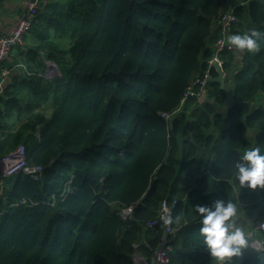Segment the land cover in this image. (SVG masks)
I'll list each match as a JSON object with an SVG mask.
<instances>
[{"label":"trees","instance_id":"1","mask_svg":"<svg viewBox=\"0 0 264 264\" xmlns=\"http://www.w3.org/2000/svg\"><path fill=\"white\" fill-rule=\"evenodd\" d=\"M237 1L51 0L38 12L17 49L29 72L0 96V160L23 145L44 172L39 181L0 176V264L149 261L166 227L147 225L164 201L176 202L170 264H215L196 205L231 200L244 230L264 219L261 190L236 179L242 153L264 151V107L252 105L264 94V38L253 51L223 53L232 92L210 83L162 117L203 77L232 6L231 34L264 33V0ZM46 61L59 76H42ZM122 205L135 206L131 219L117 215ZM233 264H264V251L247 247Z\"/></svg>","mask_w":264,"mask_h":264},{"label":"built area","instance_id":"2","mask_svg":"<svg viewBox=\"0 0 264 264\" xmlns=\"http://www.w3.org/2000/svg\"><path fill=\"white\" fill-rule=\"evenodd\" d=\"M48 0H26V11L23 17L17 22L16 26L8 34H0V96L5 94V89L3 86L4 79L9 75V70L5 65L6 59L9 55L25 46L26 37L29 35L30 30L33 27V23L37 22L35 19L39 11ZM40 9V10H39ZM236 6H232L230 11L225 13L223 18L219 21L221 38L218 39L216 47L213 53V56L208 61V67L203 75V77L196 79L185 91L184 97L181 102V106L174 113L168 114L163 113L162 117L167 121L178 114L183 105L189 98H202L206 95L209 90V79L213 78L212 70L218 65L223 69L224 61L222 55L225 51H230L232 53H238L235 47H230L226 44L225 38L231 34L233 26L237 23L238 17L235 13ZM48 64V74L50 75V64H53L56 68V64L52 62H47ZM224 72V70H223ZM59 76L57 74L54 77ZM226 76V75H225ZM53 78V77H52ZM0 167H2V172L0 176L2 177H12L18 174H24L31 177L33 180L39 181L43 177L44 168L40 165H31L28 163L26 148L23 145H20L15 151L11 152L5 158L0 160ZM72 181L69 182V185L66 191L63 194L65 198L72 191ZM263 204H264V190H261ZM176 208V202L170 204L167 201H164L161 205L158 219L149 223L147 226L153 228L157 224H163L166 227L165 237L160 243L159 247L154 251L150 260H144L140 258V264H170L171 263V252L173 251L170 236L175 232V229L172 227V219L174 210ZM135 206L122 205L118 211L117 215L124 221L131 219L134 213ZM171 218V222H167ZM247 238V247L252 250L262 252L264 251V219L256 222L249 229L244 230ZM233 260V258H232Z\"/></svg>","mask_w":264,"mask_h":264},{"label":"clouds","instance_id":"3","mask_svg":"<svg viewBox=\"0 0 264 264\" xmlns=\"http://www.w3.org/2000/svg\"><path fill=\"white\" fill-rule=\"evenodd\" d=\"M264 33L251 29L243 34L227 37L230 47L237 51H253L258 48ZM236 179L239 185L253 191L264 190V151L257 146L247 148L236 163ZM200 217L199 229L203 247L215 264H233V257H241L247 248L244 229L234 219L237 206L231 200L218 199L211 206L196 205ZM167 222H171V218Z\"/></svg>","mask_w":264,"mask_h":264},{"label":"crops","instance_id":"4","mask_svg":"<svg viewBox=\"0 0 264 264\" xmlns=\"http://www.w3.org/2000/svg\"><path fill=\"white\" fill-rule=\"evenodd\" d=\"M237 3L239 4V6H241L239 0L237 1ZM47 4L50 5L51 0H49ZM26 7V0H0V34L10 33V31L16 26L17 22L23 17L26 11ZM43 7L41 8L42 11ZM25 60V56H22L19 50L13 51L6 59L5 65L10 73L3 81L4 89L11 86H17L22 82V79L27 76L29 69ZM243 67V62L239 61L236 70H242ZM46 70L47 67H44L43 75L45 74ZM228 82L232 86V79H228ZM204 100L205 99H201V103ZM230 105L231 102L218 108V110L226 113L228 112ZM252 105L254 107V110L259 109L260 107H264V94L256 99ZM52 110V107L48 106L45 115L50 117L52 115Z\"/></svg>","mask_w":264,"mask_h":264},{"label":"rangeland","instance_id":"5","mask_svg":"<svg viewBox=\"0 0 264 264\" xmlns=\"http://www.w3.org/2000/svg\"><path fill=\"white\" fill-rule=\"evenodd\" d=\"M49 1V0H48ZM48 3V2H47ZM46 3V4H47ZM44 4V5H46ZM43 5V6H44ZM42 6V7H43ZM49 8V5L47 4L46 6L43 7V10H47ZM224 14L222 15L221 19L223 18ZM61 49H63L64 51H67L69 49V46H70V42L66 39H57L56 42H55ZM48 61H46V67H47V70L45 72L44 75H42L45 79H52V77H54L55 74H57V70L55 68V66L53 64H50L49 67H50V75L48 74V64H47ZM25 102H26V98H25ZM256 135V131H250V133L248 134V138L251 139V140H254V137ZM2 172V167H0V173ZM243 228V226H241ZM244 229V228H243ZM140 257L139 256H136L135 257V263L136 264H140L139 263V260Z\"/></svg>","mask_w":264,"mask_h":264},{"label":"water","instance_id":"6","mask_svg":"<svg viewBox=\"0 0 264 264\" xmlns=\"http://www.w3.org/2000/svg\"><path fill=\"white\" fill-rule=\"evenodd\" d=\"M225 40H226V44L228 45L227 37L225 38ZM214 68L217 71V76L209 79V82L210 83H218V84H220L221 89H224V90H226L228 92H232L233 91V87L226 80V76H225V73L223 72V69L221 67H219L218 65H216ZM57 70L59 72V68Z\"/></svg>","mask_w":264,"mask_h":264}]
</instances>
